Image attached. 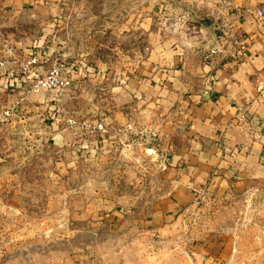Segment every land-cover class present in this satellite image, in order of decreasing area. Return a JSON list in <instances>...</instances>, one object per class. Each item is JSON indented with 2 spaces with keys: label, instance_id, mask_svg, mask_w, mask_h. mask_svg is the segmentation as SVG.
<instances>
[{
  "label": "rangeland",
  "instance_id": "rangeland-1",
  "mask_svg": "<svg viewBox=\"0 0 264 264\" xmlns=\"http://www.w3.org/2000/svg\"><path fill=\"white\" fill-rule=\"evenodd\" d=\"M120 11L119 0H0V110L11 112L0 124V264H264V187L201 194L193 213L151 222L171 175H188L169 156L188 148L169 146L151 103L115 92L141 74L150 47ZM56 59L70 86L29 91ZM100 119L106 132L79 126ZM121 207L131 221L110 230L105 215ZM208 238L224 244L218 257L192 249Z\"/></svg>",
  "mask_w": 264,
  "mask_h": 264
},
{
  "label": "crops",
  "instance_id": "crops-1",
  "mask_svg": "<svg viewBox=\"0 0 264 264\" xmlns=\"http://www.w3.org/2000/svg\"><path fill=\"white\" fill-rule=\"evenodd\" d=\"M119 1L120 18L135 20L136 35H146L150 47L141 74L130 86L121 80L122 89L115 92L123 96L124 89L127 97L131 92L151 103L153 125L165 131L169 146L188 148L183 156H169V163L184 161L188 175H171L172 191L151 222H171V216L179 219L188 209L193 213L201 194L208 199L218 191L264 187V167L259 164L264 151V16L257 20L253 13L257 8L264 11V0ZM213 36L219 49L205 56ZM108 64L100 62L92 70L99 73L98 68L107 69ZM100 78L110 85L113 80L110 71ZM111 98L116 100L115 93ZM126 221L130 216L122 207L105 215L110 230ZM138 221L145 226L141 217ZM223 247L215 238L192 245L201 253L210 249L213 258Z\"/></svg>",
  "mask_w": 264,
  "mask_h": 264
},
{
  "label": "built area",
  "instance_id": "built-area-1",
  "mask_svg": "<svg viewBox=\"0 0 264 264\" xmlns=\"http://www.w3.org/2000/svg\"><path fill=\"white\" fill-rule=\"evenodd\" d=\"M253 13L257 20L263 19L264 16L263 8H257L254 10ZM218 49L212 51L207 50L205 52V56H208L210 53H213ZM35 62H36V57L31 56L25 61V63L22 66V69L27 70L30 67V65L34 64ZM65 72H67V69L64 66V64H62V62L58 61L57 59L53 60L48 70L46 71L45 75L41 77L34 76L33 80H31L28 89L31 92H36L40 89L51 90V91L63 90L70 86L69 77L62 75V73ZM10 116H11L10 110L8 109L0 110V124L5 123ZM66 123L71 126L74 125L76 122L71 118H67ZM79 126L89 133L107 131L106 126L102 120L93 122L91 124L84 120L79 123Z\"/></svg>",
  "mask_w": 264,
  "mask_h": 264
},
{
  "label": "water",
  "instance_id": "water-1",
  "mask_svg": "<svg viewBox=\"0 0 264 264\" xmlns=\"http://www.w3.org/2000/svg\"><path fill=\"white\" fill-rule=\"evenodd\" d=\"M219 48V45H218V43H217V39H216V37H212L209 41H208V43H207V45H206V50H209V51H212V50H215V49H218Z\"/></svg>",
  "mask_w": 264,
  "mask_h": 264
}]
</instances>
